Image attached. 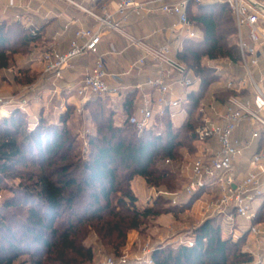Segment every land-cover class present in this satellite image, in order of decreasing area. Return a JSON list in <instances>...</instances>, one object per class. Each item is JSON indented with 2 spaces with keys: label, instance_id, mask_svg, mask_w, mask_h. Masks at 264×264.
Wrapping results in <instances>:
<instances>
[{
  "label": "trees",
  "instance_id": "obj_1",
  "mask_svg": "<svg viewBox=\"0 0 264 264\" xmlns=\"http://www.w3.org/2000/svg\"><path fill=\"white\" fill-rule=\"evenodd\" d=\"M187 12L202 29L203 38L185 40L176 53V58L200 79L198 91H191L187 97L188 118L180 127L163 116L138 133L127 118L134 112L133 92L123 99L125 116L119 121L109 97L89 98L80 108L92 125L87 153L74 161L75 141L66 126L69 110L59 115L57 122L41 118L32 130L22 128L19 110L0 118V177L9 172L29 181L17 188L9 186L14 192L3 203L14 213H0V264H12L23 253L28 255V264H91L94 252L85 244L90 232L102 245L116 251L127 230L139 229L164 213H175L176 206H158L157 199L152 206L138 208L130 182L140 176L149 186H175L174 174L163 163L167 158H177L179 147L193 140L191 129L197 123L198 101L216 77L203 59L240 60L227 3L202 2L194 11L187 7ZM36 38L37 34L31 35L19 22H0V68L7 67L15 53L29 51ZM230 93L223 90L218 96L221 99ZM68 108L74 106L68 104ZM157 119L162 120L161 127ZM20 165L32 168L16 175ZM198 194L184 205L191 204ZM160 197L168 203L167 198ZM253 222H264V202ZM192 234L191 245L154 249L153 264H254L253 255L242 248L243 237L222 236L215 216L196 225Z\"/></svg>",
  "mask_w": 264,
  "mask_h": 264
},
{
  "label": "built area",
  "instance_id": "obj_2",
  "mask_svg": "<svg viewBox=\"0 0 264 264\" xmlns=\"http://www.w3.org/2000/svg\"><path fill=\"white\" fill-rule=\"evenodd\" d=\"M77 8L82 9L98 23V28L93 30L81 26L74 31L73 38L69 41L66 50L47 49L39 53L37 60L41 62V72L35 82L27 84L19 96H0V115L10 113L14 108L26 111L28 99L26 96L39 87L40 82H49L55 91L57 80L62 71L71 66L75 59L84 55H94L93 62L85 69L82 78L73 88L81 105L96 96H107L113 102L116 97L126 89L124 83L131 73H140L147 63V58L153 61L158 69L157 75H149L143 82H137L131 87L141 91L138 104L134 112L128 115L129 123L133 124L138 133L150 128L155 119L166 116L176 127L175 118L181 114H187V95H172V84L163 78V75L171 76L174 82L181 88L187 89L196 82H200L183 62L171 54L168 44L151 45L144 38H137L129 33L124 24L130 14L141 16L159 11L177 18L178 23L186 26L187 36L193 38V22L187 12L189 3H201L204 0H117L115 9L108 12L104 6L101 12L89 9L83 0H63ZM93 1V0H92ZM227 3L236 30V43L239 48L240 63L246 69L250 82L255 87V96L252 99H242L235 92H231L224 100L223 110L216 112L213 103L217 98L204 100L200 98L196 107L197 123L191 129L194 154L182 166L186 173L185 181L180 188L168 190L157 186H149L150 193L144 202L151 203L156 196H164L173 205L180 204L181 197L187 200L199 192L194 199L198 201L204 196H211L202 200L201 208L205 217H221L229 226L237 223L235 218H240L245 223L243 230L256 239L264 240V229L259 223L253 222L255 211L253 203L257 199L264 201V145L255 149L250 157L248 168L242 177L237 174L235 159L243 154L244 149L251 147L253 138H258L261 131L250 129V138L241 139L233 133L242 122L260 124L264 130V118L260 111L264 109V92L252 80L249 74V63L257 64V57L248 59L247 51L250 50L245 43L243 30H246L248 38L255 42L260 39V22L264 23V0H218ZM103 29H110L124 36L129 46L140 47L143 53L135 58L127 69L121 71L111 70L106 57L117 50L112 44L103 52L99 51ZM37 27L29 28L31 35L37 34ZM245 77L236 80H225L226 89L235 90L246 81ZM145 87L157 92L155 97L146 93ZM253 105V106H252ZM215 114L218 119L208 112ZM186 121V120H185ZM184 122V121H183ZM215 140V146L208 141ZM88 144L84 140V145ZM169 162L170 159H165ZM181 244L191 245L192 240ZM151 250H145L144 254L134 258L135 264H153ZM258 264H264V256L257 249L250 252ZM119 263L128 262L126 255L118 258ZM105 264H116L114 259L107 257Z\"/></svg>",
  "mask_w": 264,
  "mask_h": 264
},
{
  "label": "crops",
  "instance_id": "obj_3",
  "mask_svg": "<svg viewBox=\"0 0 264 264\" xmlns=\"http://www.w3.org/2000/svg\"><path fill=\"white\" fill-rule=\"evenodd\" d=\"M83 2L87 8L95 10L96 12H101L102 6H104L108 12H112L115 9L117 0H83ZM202 2L219 1L204 0ZM196 4L199 3H189L188 11H194ZM14 21L22 24L27 30H29L31 27L38 28L37 38L31 42L30 49L25 53V57L22 54V56H20V53L14 54V59L20 60L21 65L19 62H17L16 66H13V68H15L16 71L25 70L26 74L32 78L31 82H35L39 76V73L41 72L42 65L41 62L37 60V57L41 51L47 49H57L64 51L67 49L69 41L71 38H73L74 31L77 28L81 26L89 27L93 30L98 28V23L96 20L85 13L82 9L77 8L63 0H0V22L9 23ZM123 24L124 28L133 36L137 38H144V40L151 45L157 46L164 43L168 44L171 54L175 57L176 53L182 49L183 42L185 40H201L203 38L202 29L195 23L192 25L195 35L193 38H189L187 36L186 26L178 23L175 16L166 15L159 11L151 14H143L141 16L132 13L129 15L127 21ZM243 36L245 43L250 49L246 52L248 59L253 56L257 57L256 65L249 63V74L251 75L252 80H254L264 92V23L260 22L259 40L252 42L248 38L246 30H243ZM110 44H112L117 50L116 53H112L106 57L111 70L121 71L127 69L129 64L143 53V50L140 47L129 46L127 39L121 34L110 29H103L100 42L98 44L99 51H105ZM94 57V55H84L75 59L71 66L65 68L62 71L61 77L57 80L58 82L55 91L50 86L49 82H40L39 84L41 85L37 91L38 93L36 98H38L40 101H43L46 98L56 97L61 98V103H63V105L71 104L78 106V97L75 94L73 88L82 78L85 69L93 62ZM220 59L224 62H227L228 60L230 63L228 58ZM229 63L226 65L228 68H230ZM233 64L236 65V69H233L237 71L238 68L240 73H238V75L234 74L228 79L234 80L235 82L240 77H245L246 79L247 72L246 69L241 65L240 60ZM157 74V67L150 57H148L147 63L140 73H131L128 77H126L124 83L126 84L127 88L123 89L113 101V105L118 110V113H122L123 99L131 92H133V98H135L133 103L134 109L138 104L141 91L136 90L131 86L137 82H143L149 75L153 76ZM163 78L172 84V95L181 94L182 96L187 95L186 97H188L191 91L197 92L199 89V82L194 83V85H197V88H192L191 90L186 91V89L178 86L171 76L163 75ZM223 83L225 84V81ZM224 84H221V86H219L217 89H221L222 91L230 90L231 92L238 94L242 99H250L251 101L255 96V87L248 79H246L244 84H242L240 87L235 88V90L226 89ZM144 91L152 97L157 95V92L149 87H145ZM32 97H34V95ZM210 98H217L213 103V107L215 108L216 112H221L223 110L225 99H222L223 97L220 99V97L214 93H212ZM38 100L36 102H38ZM44 105L45 103H43L41 106L38 105L37 107L40 109ZM60 108L62 110L58 109L59 114L63 111L65 106ZM208 112L212 115V117L218 119L215 114L211 113L210 109ZM260 114L264 118V109L260 111ZM187 118L188 113L185 114L184 117H181L179 122L180 124H176V127H180L183 121L187 120ZM250 129H258L261 131V135L258 138H253L251 147L244 149L243 154L235 159L237 174L239 177H242L245 174L248 168L249 157L251 153L255 149L264 145V130L262 126L257 123L252 124L248 121L242 122L235 130L233 135L241 139H249ZM208 143L211 146L216 145L215 140H210ZM256 202V204L255 202L253 203V209L255 213L257 208L264 201L258 199ZM193 203L194 201L192 204ZM243 223L245 222L243 221ZM256 223L262 225V228L264 229V222ZM242 231L245 232L246 238L249 237L248 239H250L253 244L252 249L250 248V250L247 251L251 252L253 249H257L258 252L264 256V240H261L260 242L256 241V239L252 237L247 232V230Z\"/></svg>",
  "mask_w": 264,
  "mask_h": 264
},
{
  "label": "rangeland",
  "instance_id": "obj_4",
  "mask_svg": "<svg viewBox=\"0 0 264 264\" xmlns=\"http://www.w3.org/2000/svg\"><path fill=\"white\" fill-rule=\"evenodd\" d=\"M25 57V52H20V56ZM14 55L11 57L10 63L7 67L0 68V96H10L16 95L19 96L22 94L25 86L31 83V77L26 74V71H16L13 66H16V63L20 60L14 59ZM22 62V61H21ZM229 63V61L227 60ZM224 62L220 58L216 60H208L203 59V63L208 65L211 70H213L215 74L214 81L206 87L203 92V99H210L212 93L220 94L223 91L221 89H217L223 82L233 76L234 74L240 73V71H235L236 65L230 61V68L226 67L228 64ZM21 65V63H20ZM235 68V69H233ZM40 87L35 88L33 92L28 94V108L26 111L19 110L18 108H14L10 111V113H1L0 118H7L14 110H19L21 113L22 120V128L25 130H32L37 126L40 120H45V122H57L59 115L64 112H68L69 115L67 117L66 126L68 127L72 139L75 141L74 150L76 152V156L73 158L74 161L85 158V154L87 153V145H84V140H87L88 132L92 131V125L85 119V113L81 110H78L76 105L74 108H68V105L61 103V98H46L43 101L38 100L37 91ZM197 88V85L189 86L186 91ZM34 95V97H32ZM225 99V98H223ZM38 100V102H36ZM40 101V102H39ZM46 101V102H44ZM37 103V104H36ZM43 103L45 105L38 109V105L41 106ZM65 103V102H64ZM65 106L63 111L59 114V110H62L60 107ZM44 110V111H43ZM44 112V113H43ZM197 112V110H196ZM124 113H118L116 115V121H119L120 118L124 117ZM185 114H182L179 117H176L174 122L175 124H180L181 117H184ZM42 118V119H41ZM158 126H162V120L157 119ZM190 145L184 144L179 147V156L175 159H171L169 162L164 160L163 165L168 168V170L174 174L173 184L175 186L172 189L162 186L161 188H166L168 190H175L180 188L186 177V173L182 171L183 164L190 159V157L194 154L196 148L193 143V140L189 143ZM16 175H24L25 172L31 170V166H19ZM28 179L25 176L15 177L12 173H3L0 177V213H4L5 215L11 216L14 213V210L7 209L3 206L4 201L11 198L12 193L14 191L13 187L17 188V185H24L28 183ZM13 187H9V186ZM20 186V185H19ZM131 190L133 194L137 197L136 206L138 208H143L146 206H152L154 204V200L157 199L160 201L158 206H176L175 213H164L158 218L151 219L146 224L141 225L139 229H129L126 231L125 239L123 244L114 251L110 245H102L94 232H90L88 237L85 240L86 245H91L94 256L91 264H105L107 257H111L114 259L116 264H135L134 258L144 254L145 250H151V252L160 247V246H178L182 242H187L188 240H192V230L193 228L202 222L206 217L201 208L202 200L205 198H210L211 196H204L203 199L195 201L192 205H184V202L187 200V197H181L179 202L180 204L173 205L172 203H164L163 198L160 196H156L153 198L151 203L144 202L145 197L150 193L149 185L146 184L145 180L140 177H134L130 182ZM161 199V200H160ZM258 200V199H257ZM194 201V200H193ZM257 203L256 200L254 201ZM221 226L222 236L231 235L233 239L237 237H243V245L242 248L245 250L252 249L253 244L249 237L246 238V234L243 230V220L240 218H235L236 225L234 227L229 226L227 222L221 217H215ZM237 236V237H236ZM150 252V253H151ZM249 252V251H248ZM122 255H126L128 258V262L119 263L118 258ZM28 255L21 254L19 255L12 264H28ZM254 264H258L256 260L253 261Z\"/></svg>",
  "mask_w": 264,
  "mask_h": 264
}]
</instances>
